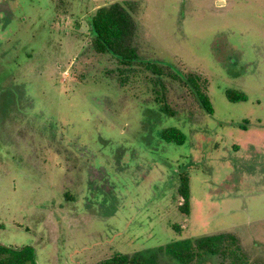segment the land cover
Returning a JSON list of instances; mask_svg holds the SVG:
<instances>
[{"label": "rangeland", "instance_id": "obj_1", "mask_svg": "<svg viewBox=\"0 0 264 264\" xmlns=\"http://www.w3.org/2000/svg\"><path fill=\"white\" fill-rule=\"evenodd\" d=\"M0 2L13 17L0 26L1 244L32 245L37 264L149 249L181 264L164 245L229 234L188 264H264V0ZM115 2L135 21L131 66L91 44L89 17ZM194 75L213 113L186 86ZM169 127L182 145L162 139Z\"/></svg>", "mask_w": 264, "mask_h": 264}, {"label": "trees", "instance_id": "obj_2", "mask_svg": "<svg viewBox=\"0 0 264 264\" xmlns=\"http://www.w3.org/2000/svg\"><path fill=\"white\" fill-rule=\"evenodd\" d=\"M89 30L92 35L91 44L95 52L108 53L114 56L122 65L131 66L138 60V54L132 44L135 33V21L125 4L115 2L109 6H102L89 17ZM151 70L161 75L163 70L156 63L150 66ZM188 81L194 94L208 113L213 112L211 102L206 94L201 91L198 75L188 77ZM231 102L246 101L245 92L236 89H228L225 92ZM163 138L168 142L182 145L186 141V135L178 128L164 130ZM178 194L183 202L180 210L189 213V177L182 174L178 187ZM229 237L230 243H236L233 235L208 236L196 242L197 251L217 253L220 250L218 240ZM237 246V244H236ZM165 253L175 258L181 264H188L196 255V250L189 239L176 240L164 247ZM37 264L35 262L34 248L25 245L21 248H13L0 243V264ZM154 258L144 254H135L132 257L121 253H115L110 258L99 264H154Z\"/></svg>", "mask_w": 264, "mask_h": 264}, {"label": "flooded vegetation", "instance_id": "obj_3", "mask_svg": "<svg viewBox=\"0 0 264 264\" xmlns=\"http://www.w3.org/2000/svg\"><path fill=\"white\" fill-rule=\"evenodd\" d=\"M3 4L0 2V12L1 13H3V14H5L6 13V16H5V22L3 23L2 22V19L0 20V26H1V31H3L5 28H7V25H8V23L9 22H7V21H9V18H11V16H9V15H11V11H10V8H9V6L8 5H3ZM3 8H5V9H7V11L8 12H4V9ZM13 18V17H12ZM11 18V19H12ZM153 74H155L154 72H152ZM162 74H163V72H162ZM162 74L161 75H157V74H155V75H157L158 77H162ZM183 77V76H182ZM190 77V76H189ZM184 81H185V84H186V86L187 87H189L190 88V90L194 93V91L192 90V87L190 86V84H189V81H188V77H186L185 79H184ZM204 94H206L207 96H208V94L205 92ZM208 98H209V96H208ZM210 100V99H209ZM158 102H159V104L161 105H163V108H162V111H164V113H167V114H169V115H172V116H174V114H173V112L169 109V107H168V105H165V101L163 100H159L158 99ZM200 102V101H199ZM211 102V101H210ZM167 104V103H166ZM201 104V103H200ZM202 106V105H201ZM202 108H204L203 106H202ZM205 109V108H204ZM213 113V112H212ZM171 128H176V127H169V128H166V129H164V130H167V129H171ZM178 129H180V128H178ZM164 130L162 131V133H161V137H162V139H164L163 138V132H164ZM181 130V129H180ZM182 131V130H181ZM186 135V134H185ZM165 140V139H164ZM166 142H168L167 140H165ZM169 143V142H168ZM171 143H174V142H171ZM182 174H185V175H187L188 177H189V174L188 173H178V177H179V184H180V177H181V175ZM189 180H190V177H189ZM178 187H179V185H178ZM65 194H68V193H65ZM177 194H178V188H177ZM189 194H190V192H189ZM178 196H179V194H178ZM180 197V196H179ZM181 198V197H180ZM182 199V198H181ZM190 201V200H189ZM182 202H183V200H182ZM181 205H182V203H181ZM180 205V206H181ZM180 206H179V210H180ZM190 209H191V203H189V213L188 214H190ZM181 211V210H180ZM182 212V211H181ZM183 213V212H182ZM185 214V213H184ZM187 214V215H188ZM173 229L175 230V231H177V230H179V226L178 225H176V226H173ZM208 237V236H207ZM179 240H183V239H179ZM171 242H173V241H171ZM192 242V241H191ZM170 243V242H169ZM168 244V243H167ZM166 244V245H167ZM193 244V243H192ZM166 245H164V247L166 246ZM7 246V245H6ZM23 246H25V245H23ZM23 246H21V247H23ZM30 246H32V245H30ZM9 247H12V246H9ZM21 247H13V248H21ZM33 247V246H32ZM34 248V247H33ZM148 249V248H147ZM164 249V248H163ZM150 250V249H149ZM148 250V251H149ZM148 251L147 252H144V251H140L139 253H136V254H144V255H146L147 257H152V256H150V255H154V254H156V253H149L148 254ZM34 252H35V248H34ZM165 252V251H164ZM117 253H119V252H117ZM122 254V253H121ZM167 254V253H166ZM125 255V254H124ZM135 255V254H134ZM168 255V254H167ZM133 256V255H132ZM132 256H130V257H132ZM173 258V257H172ZM173 259H175V258H173ZM35 262H36V253H35ZM37 263V262H36ZM27 264V263H26Z\"/></svg>", "mask_w": 264, "mask_h": 264}]
</instances>
